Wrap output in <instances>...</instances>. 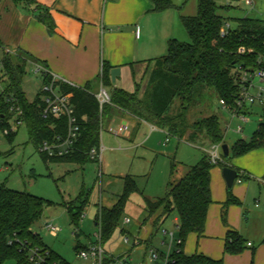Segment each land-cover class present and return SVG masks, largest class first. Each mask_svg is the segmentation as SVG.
I'll return each instance as SVG.
<instances>
[{"label": "trees", "instance_id": "obj_1", "mask_svg": "<svg viewBox=\"0 0 264 264\" xmlns=\"http://www.w3.org/2000/svg\"><path fill=\"white\" fill-rule=\"evenodd\" d=\"M25 6H35L42 9L38 0H15ZM154 11L162 12L178 8L172 0H150ZM231 5H219L216 0H197L195 15H182L181 22L190 40L187 42L171 39L168 42L167 54L154 60L149 73L147 88L142 97L139 89L130 93L123 89H114L111 93V103L100 107L96 93L90 86L79 87L68 82H59L62 91L72 94L75 115L80 129L78 137L70 152L63 156H48L40 152L46 162H76L85 163L94 160L90 156L93 148L100 147L101 132L106 119H110L117 109L128 112L139 119L150 123L159 121L160 126L167 127L172 135L177 133L172 121L185 117L188 110L198 106L199 99L215 94L219 100L233 106L240 91V84L235 78V70L239 66L245 69H264V19L246 16L234 17V26L228 29L226 35L221 34L223 24L227 21L221 9ZM39 19L50 26L48 19L40 14ZM1 45V44H0ZM4 67L3 90H0V124L8 126L5 117H12L9 98H17L18 105L23 110V119L29 126L30 141L38 148L43 141H56L68 134L67 118H44L41 114V92L33 101H29L23 89V77L26 66L32 57L22 50H2ZM108 68L105 66L102 81L107 85ZM43 82H49V76L43 77ZM176 99H179V115L168 117ZM263 115L258 130L249 141H237L230 149V157L223 156L224 165L238 156L245 155L259 147L264 148V105ZM192 132L188 138L196 140L199 135L207 137L211 144H221L225 140V131L218 115L197 119L191 126ZM11 133H8L10 136ZM211 162L205 154L199 163L187 166V171L178 181H169L166 194L156 199L143 195L137 185L136 178L131 175L123 177L124 188L116 203L107 207L100 205L96 223L101 230L102 245L111 240L119 228L126 206L133 194H142L146 220L158 214L161 223L176 213L179 218V237L182 239L176 253L177 264H224V259H215L203 253L187 255L184 252L185 242L190 233L203 235L207 222L209 206L213 202L211 193V170L219 165ZM175 171L172 162L171 174ZM242 175L240 170H238ZM232 191L225 207L239 204ZM52 202L27 191L0 186V264L15 260L17 264H36L31 261L29 248H38L43 258L40 264H70L59 253L50 248L34 230V225L44 217L46 209ZM86 199L79 198L66 204L72 220L78 224L83 217ZM154 222L152 236L161 225ZM157 225V226H156ZM156 226V227H155ZM150 241V240H149ZM246 239L237 231L230 230L225 241V253L240 254L247 248ZM79 249V246L76 248Z\"/></svg>", "mask_w": 264, "mask_h": 264}, {"label": "rangeland", "instance_id": "obj_2", "mask_svg": "<svg viewBox=\"0 0 264 264\" xmlns=\"http://www.w3.org/2000/svg\"><path fill=\"white\" fill-rule=\"evenodd\" d=\"M196 1L185 0L180 5L181 9L177 8V10L196 14ZM216 2L219 5H231L228 9H221L220 13L232 26H234L233 18L238 16L248 15L264 19V0H254L253 6H250L247 0H216ZM179 30L181 38L177 39L184 42L189 41V35L183 25L179 27ZM257 84L264 87V81H258ZM41 85V78L28 70L27 66L23 77V87L26 89L29 100L36 98L38 87ZM98 85L93 87L95 93L101 89ZM198 101V106L188 110L185 117L171 122L175 124L178 134L182 132L183 136L187 137L183 139L178 135L169 136L161 128L151 129L145 124L138 125L128 119L127 115L122 118L115 111L110 119H106L101 132L100 147L104 148L102 163L96 160L85 163H46L38 148L30 141L27 122L24 121L22 125L17 126V117L7 115L5 120L8 121V126L2 127L0 124V186L5 184L10 189L27 191L50 200L52 204L45 212L50 216L44 215L34 225V230L40 234L50 248L70 264H84L86 261L78 258V251L75 248L78 244L87 245L89 239L95 243L99 241L95 234L98 231L95 219L99 206L111 207L116 203L123 192L124 176L135 177L143 195L156 199L166 194L170 180L178 181L186 173L187 166L199 163L203 156L208 154L212 147L210 140L204 134L199 135L197 140L190 141L188 138L192 132L190 126L197 119L218 115L225 131L223 143L231 147L237 141H249L257 132L263 115V107L258 102L248 105L246 117L249 120L245 121L239 117H232L230 107L223 106L215 94H208ZM179 112V99H176L167 116L172 118L179 115ZM158 122L154 123L158 124ZM240 125L244 127V131L236 133L235 130ZM111 127L120 130V133L111 132ZM8 133H11L10 136ZM167 138L170 141H166ZM219 154L224 156L222 148ZM233 159L235 158L230 159L227 165ZM237 160L241 165L255 171L264 164V148L254 149ZM172 162L175 164L173 174H171ZM224 163L226 162L221 161L218 166ZM244 180L247 183L250 182L244 205L248 210V217L253 218L250 224H247L248 230L244 237L254 243L253 247L246 248V253L249 254L254 248L255 264H264V185L263 183L259 185L257 180ZM79 198L86 199L87 204L83 217L76 224L66 204L71 201L77 202ZM256 199H260L259 206L256 205ZM146 214L142 194H133L124 213V216H128L131 222L125 223L123 218L111 240L103 245L105 250L115 255L129 253L128 251L131 250L129 256L133 264H143L144 261L147 262L145 264H150L146 256L145 245L134 246V235H137L139 231L140 237L147 238L153 232L154 222L157 221L159 225L161 218H158L159 213H156L146 220ZM175 216L176 213L171 215L160 224V227L174 229L173 218ZM47 221L61 228L58 236L51 234L45 228ZM126 235H129L128 243L125 242ZM176 236H179L177 229ZM160 238L161 234L154 235L153 243L158 247ZM144 242L149 241L143 240L141 243ZM225 256H227L226 253ZM4 264L17 263L15 260H8Z\"/></svg>", "mask_w": 264, "mask_h": 264}, {"label": "crops", "instance_id": "obj_3", "mask_svg": "<svg viewBox=\"0 0 264 264\" xmlns=\"http://www.w3.org/2000/svg\"><path fill=\"white\" fill-rule=\"evenodd\" d=\"M172 1L181 9L180 5L185 0ZM38 4L42 9L25 6L15 0H0V44L3 50H22L30 54L32 60L28 61L27 66L34 73L36 65L41 64L72 85L90 86L93 91V87L99 84L98 86L110 89H107L110 95L114 89L130 93L139 89L142 97L154 60L167 54L171 39L181 38V16L195 15L192 12L178 11L177 8L156 12L150 0H38ZM40 14L48 19L50 26L39 19ZM2 54L0 50V58ZM105 66L108 68L107 85L102 81ZM36 75L41 78L43 85V77L37 73ZM40 88L38 87L39 90ZM23 89L26 93V89ZM116 112L122 118L127 115L128 119L138 125L145 124L151 129L161 128L165 133L169 132L167 127L139 119L121 109ZM229 148L231 149L230 145ZM239 157H234L228 165L246 176L239 175L231 190L240 203L225 207L229 190L223 177V167L215 166L211 170L213 202L209 206L205 231L201 236L196 233L188 235L184 246L187 255L203 253L215 259L223 258L224 264H255L254 248L249 254L245 249L240 254L226 253L225 256L224 251L228 232L234 230L244 237L248 230L247 224L253 219L248 217V210L244 205L250 183L244 179L257 180L259 185H264V164L253 171L250 167L241 165L237 160ZM259 204L260 199H256V205ZM177 221L179 218L176 214L173 222ZM95 225L97 226L96 221ZM151 234L147 238L140 237L138 231L134 236H139L142 242L149 241ZM244 238L252 243V246L247 247L254 246L252 241ZM153 241L154 237L148 243ZM92 242L89 239L87 245L78 244L76 248L79 246V249H75L79 252ZM145 263L147 262L144 261L143 264Z\"/></svg>", "mask_w": 264, "mask_h": 264}, {"label": "built area", "instance_id": "obj_4", "mask_svg": "<svg viewBox=\"0 0 264 264\" xmlns=\"http://www.w3.org/2000/svg\"><path fill=\"white\" fill-rule=\"evenodd\" d=\"M250 6L254 5V0H247ZM232 25L229 21H225L223 28L221 29V34L224 36L228 32V29ZM0 50L3 48L0 45ZM6 51H10L5 49ZM0 58V90H3V79L4 67ZM35 73L44 76H49L51 80L49 82H43L40 88L41 99V114L44 118L54 117V118H67L68 120V134L65 138H58L54 142L45 140L39 147V151L47 154L48 156H63L70 152V149L74 142L76 141L79 133V123L75 115L74 105L72 103V94L62 91L59 82H66L65 80L59 78L57 75L52 74L45 66L37 64L35 68ZM235 78L240 84V91L238 97L236 98L235 104L233 106L227 105L224 100H221V104L225 107H230L232 110V117H239L245 121H248L246 117L248 113V105H253L259 103L264 105V87L259 86L257 82L264 81V69L249 70L245 69L243 66H239L235 70ZM258 80V81H257ZM96 96L100 102L101 109L105 104L111 103V95L103 86L100 91L96 93ZM11 102L10 111L13 116L17 117L16 125L20 126L24 122L21 117L23 116V110L17 103V98L12 97L8 99ZM111 132L116 134L120 133V130H116L113 127L110 128ZM244 127L241 125L236 128V133H243ZM167 134L172 135L170 132ZM169 138L166 139L168 141ZM222 144H212V148L208 151L209 158L212 163L217 164L219 161L223 160V156L219 154V150L222 148ZM104 148L98 147L93 148L90 151V156L92 159L102 163ZM124 222L129 223L131 219L128 216L124 217ZM45 228L51 234L57 236L61 231V228L50 221H47ZM176 229H180V223L177 221L175 223L174 229L169 228H159L157 234H161L160 246H156L154 243H146L145 251L146 256L150 264H177L176 253L178 252L182 239L176 236ZM98 237V242H92L88 247L82 248L78 252V257L81 260H85L86 264H133V260L129 255L115 256L110 252L106 251L101 243V230L95 233ZM154 236H150V240ZM141 239L139 236H134V246L141 245ZM125 242H129V235L125 236ZM247 246H252L251 242L247 243ZM30 259L36 264H40L43 261L38 248H29Z\"/></svg>", "mask_w": 264, "mask_h": 264}, {"label": "water", "instance_id": "obj_5", "mask_svg": "<svg viewBox=\"0 0 264 264\" xmlns=\"http://www.w3.org/2000/svg\"><path fill=\"white\" fill-rule=\"evenodd\" d=\"M222 150H223L224 156L226 158H229L230 148L227 143L222 144ZM222 172H223V177L226 181L227 188L229 191H231L233 189L235 181L239 178L240 173L237 168L230 166V165L223 167ZM45 216L49 217V214L45 213Z\"/></svg>", "mask_w": 264, "mask_h": 264}]
</instances>
